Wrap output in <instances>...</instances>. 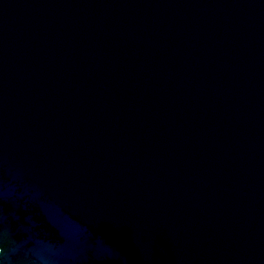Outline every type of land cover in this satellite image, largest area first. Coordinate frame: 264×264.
Returning <instances> with one entry per match:
<instances>
[{
	"label": "water",
	"instance_id": "obj_1",
	"mask_svg": "<svg viewBox=\"0 0 264 264\" xmlns=\"http://www.w3.org/2000/svg\"><path fill=\"white\" fill-rule=\"evenodd\" d=\"M0 264H264V0H0Z\"/></svg>",
	"mask_w": 264,
	"mask_h": 264
}]
</instances>
